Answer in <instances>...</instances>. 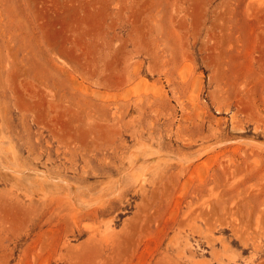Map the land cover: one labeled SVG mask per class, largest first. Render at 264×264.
Here are the masks:
<instances>
[{
	"label": "rangeland",
	"instance_id": "374dc122",
	"mask_svg": "<svg viewBox=\"0 0 264 264\" xmlns=\"http://www.w3.org/2000/svg\"><path fill=\"white\" fill-rule=\"evenodd\" d=\"M0 264H264V0H0Z\"/></svg>",
	"mask_w": 264,
	"mask_h": 264
}]
</instances>
